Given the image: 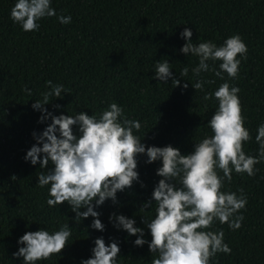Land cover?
Wrapping results in <instances>:
<instances>
[{"label":"trees","instance_id":"1","mask_svg":"<svg viewBox=\"0 0 264 264\" xmlns=\"http://www.w3.org/2000/svg\"><path fill=\"white\" fill-rule=\"evenodd\" d=\"M15 2L0 0V264H23V258H13L12 253L22 246L17 240L26 231L45 228L51 233L63 224L72 228L68 246L37 264H80L91 256L93 242L100 236L106 243L110 238L119 242L117 264H150L148 245L134 246L137 237L115 229L109 215L134 218L136 226L145 229L144 238L151 240L141 220L154 216L155 205L147 212L139 208L160 179L155 175L160 162L146 164L145 156L138 157L140 180L146 187L134 183L117 193L118 204L109 200L96 209L104 232L89 227L91 217L76 223L67 203L54 208L46 204L49 186L40 188L37 183L38 175L47 169L24 160L36 142L33 131L40 133L51 122L38 123L41 113L31 105L42 100L41 94L49 90L45 82L51 80L63 84L68 93L60 99L50 97L46 107L55 115L85 111L99 116L116 102L128 119L140 121L142 127L134 134L141 140L145 137L146 145L171 144L188 154L194 143L212 135L207 123L218 102L204 101L203 96L224 80L211 70L193 76L198 57L180 52L185 43L180 32L188 27L194 44L212 41L217 46L239 34L247 45V58L237 57L241 59L237 79L223 75L240 89L245 127L252 137L244 151L255 156L257 127L264 123V0H51L57 16H71V23L61 24L56 16L45 18L36 32H24L10 18ZM159 60L170 63L180 86L175 87L171 79L166 84L154 79ZM208 63L219 70L220 61ZM184 67L189 73L180 76ZM197 79L214 83L199 91L192 88ZM73 131L78 134L76 126ZM255 168L254 176L233 172L232 182L225 181L222 191L239 195L238 189L243 188L248 203L239 230L218 221L213 224L211 230L224 231L231 254L217 253L212 264H264V162ZM13 175L17 179L12 180Z\"/></svg>","mask_w":264,"mask_h":264},{"label":"clouds","instance_id":"2","mask_svg":"<svg viewBox=\"0 0 264 264\" xmlns=\"http://www.w3.org/2000/svg\"><path fill=\"white\" fill-rule=\"evenodd\" d=\"M54 16L61 24L71 23V16H57L51 0H16L10 10V18L24 32L39 31V21ZM192 36L188 27L180 32L185 41L180 52L198 57L197 66L191 69L193 76L199 77L202 72L211 70L224 82L203 96L204 101L215 99L218 102L207 123L212 135L194 143L193 151L188 154H182L171 144L163 147L146 145L142 142L145 137L141 140L134 134V130L139 132L142 127L140 121L128 119L123 107L116 102L110 103L99 116L85 111L74 116L55 115L46 107L50 104L49 99L53 96L60 99L67 91L63 84H53L51 80L45 82L49 90L41 94L42 100L31 105L41 113L38 123L51 122L42 132L33 131L36 142L26 151L24 160L47 169L38 175L37 183L40 188L49 186L46 204L54 208L67 203L75 213L76 223L91 217L89 227L104 232L105 225L99 218L101 213L96 209L109 200L113 205L118 204L117 193L131 189L134 183L146 187L140 180L138 157L145 156L146 164L160 162L155 171L160 179L150 198L139 208L141 212H147L146 209L155 205L154 216L141 220L151 240L144 238L145 229L137 227L134 218L115 212L109 215V222L115 229L137 237L134 246L148 245L150 264H212L217 253L231 254L224 231L211 229L218 221L228 224L233 231L239 230L244 220L242 210L248 200L243 188L238 189L239 195L222 189L225 181L232 182L233 172L254 176L255 165L264 162V123L257 127L255 136L259 145L257 155L246 154L244 144L252 137L245 127L238 95L240 89L230 85L223 75L226 73L229 80L238 78L241 59L237 57L247 58V45L239 34L227 37L220 46L212 41L194 44ZM208 61H220L219 70L210 68ZM188 73L189 68L184 67L180 76ZM154 79L165 84L171 79L175 87L181 83L173 77L167 60L155 61ZM212 83V80L197 79L192 88L203 91L205 84ZM183 88L187 89L188 83H184ZM24 90L28 95L32 94L31 89ZM53 107L59 109L61 105L54 104ZM74 126L78 128V134L73 131ZM11 179L17 177L13 175ZM71 235L69 224H63L51 233L45 228L26 231L17 240L22 246L12 256L23 258V264L49 260L63 252ZM93 243L91 256L82 259L80 264H117L121 252L117 240L110 238L106 243L100 236Z\"/></svg>","mask_w":264,"mask_h":264}]
</instances>
